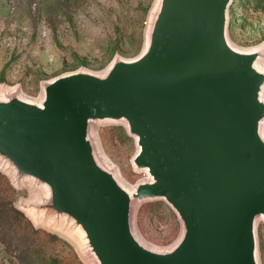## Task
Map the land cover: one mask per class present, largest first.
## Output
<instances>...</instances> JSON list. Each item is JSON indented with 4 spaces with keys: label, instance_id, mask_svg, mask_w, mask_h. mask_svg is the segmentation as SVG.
I'll list each match as a JSON object with an SVG mask.
<instances>
[{
    "label": "water",
    "instance_id": "obj_1",
    "mask_svg": "<svg viewBox=\"0 0 264 264\" xmlns=\"http://www.w3.org/2000/svg\"><path fill=\"white\" fill-rule=\"evenodd\" d=\"M232 0H155L141 52L102 72L41 84L39 98L0 91V168L38 191L24 208L62 228L89 264H260L264 221V44L227 35ZM135 141L131 187L102 156L94 129ZM164 201L181 231L145 243L137 206Z\"/></svg>",
    "mask_w": 264,
    "mask_h": 264
},
{
    "label": "rangeland",
    "instance_id": "obj_2",
    "mask_svg": "<svg viewBox=\"0 0 264 264\" xmlns=\"http://www.w3.org/2000/svg\"><path fill=\"white\" fill-rule=\"evenodd\" d=\"M155 0H0V91L18 89L37 99L41 84L80 69L102 72L114 57L135 58L145 42ZM227 35L233 45L264 44V0H232ZM94 133L101 154L131 187L146 178L132 168L135 141L122 124L102 123ZM116 170V172H117ZM36 195L16 186L0 168V264H89L77 240L36 221L24 206ZM135 229L150 246L167 248L181 225L164 201L139 204ZM264 264V221L256 224Z\"/></svg>",
    "mask_w": 264,
    "mask_h": 264
},
{
    "label": "bare ground",
    "instance_id": "obj_3",
    "mask_svg": "<svg viewBox=\"0 0 264 264\" xmlns=\"http://www.w3.org/2000/svg\"><path fill=\"white\" fill-rule=\"evenodd\" d=\"M263 63H264V61H263ZM101 151V150H100ZM102 152V151H101ZM107 162H108V160H107ZM110 164V163H109ZM111 165V164H110ZM112 167V166H111ZM116 170H117V168H116ZM117 174H118V170H117ZM145 175H146V173H144ZM120 177V176H119ZM121 178V177H120ZM146 178H147V175H146ZM122 179V178H121ZM123 180V179H122ZM33 189V188H32ZM33 191H34V193H35V195L37 196L39 193H38V191L37 190H35V189H33ZM144 240V239H143Z\"/></svg>",
    "mask_w": 264,
    "mask_h": 264
}]
</instances>
